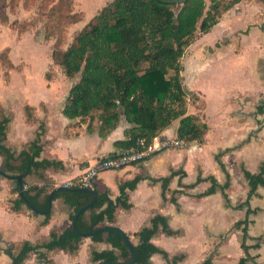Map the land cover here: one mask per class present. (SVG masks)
<instances>
[{
  "label": "crops",
  "instance_id": "1",
  "mask_svg": "<svg viewBox=\"0 0 264 264\" xmlns=\"http://www.w3.org/2000/svg\"><path fill=\"white\" fill-rule=\"evenodd\" d=\"M206 2L209 6L210 0ZM39 62L37 68L22 67L25 80L20 88L4 80L0 85V100L10 118L5 144L17 157L27 143L40 139L41 159L60 166L33 170L24 178L16 172L0 173V264H14L25 243L41 247L22 264H94L92 253L112 250L110 243L83 238L75 252L42 247L53 232L61 234L72 226L73 209L54 197L45 224L46 215L25 202L15 209L17 177H22L24 190H43L41 205L47 195L100 159L130 150L125 142L131 125L122 116L116 129L102 136L97 122L89 128V122L66 118L63 110L77 78H67L50 55ZM182 62L187 114L201 118L208 131L202 141L185 142L181 149L102 173L93 189L113 201L122 196L127 182L139 180L136 188L124 191L130 208L119 207L114 221L104 226L120 228L136 245L135 234L162 218L152 242L167 256L156 253L147 264H264V185L249 196L244 173L258 174L264 164V3L239 0L207 33H198ZM25 105L36 109L39 122H26ZM179 125L174 121L160 137L179 138ZM5 163L0 153V172ZM99 212L86 211L84 223Z\"/></svg>",
  "mask_w": 264,
  "mask_h": 264
},
{
  "label": "trees",
  "instance_id": "2",
  "mask_svg": "<svg viewBox=\"0 0 264 264\" xmlns=\"http://www.w3.org/2000/svg\"><path fill=\"white\" fill-rule=\"evenodd\" d=\"M238 1L210 0L208 6L206 0H111L74 33L69 44L64 45L67 29L84 19L82 13L74 11L73 0H58L49 11L52 19L45 39L55 41L53 63L62 69L67 78H77L70 89L64 116L70 120L89 122V128L97 122L102 136L116 129L124 116L131 125L125 142L131 149L139 138L153 141L176 120L180 121L179 139L185 142L202 141L208 125L201 118L187 114L189 93L183 83L182 59L198 33H207ZM17 32L18 37L23 34L20 29ZM4 60L13 68L5 53L0 55V65L5 66ZM23 111L27 123L40 121L34 107L25 105ZM9 122L0 100V153L6 157L5 169L0 172L2 175L16 172L24 178L33 170L60 166L57 161L41 159L43 144L40 139L27 143L16 157L5 144ZM16 162L18 164L15 165ZM244 173L250 182V196L258 185H264V164L258 174L247 170ZM138 181L127 182L122 188V196L116 201L111 200L107 193L96 191L98 200L91 209H100V212L93 215L88 224L84 223V214L81 215L78 229L86 233L104 227L107 221L113 222L119 207L130 208L125 188H136ZM228 187L229 182L224 189ZM213 192L214 188L210 190V193ZM42 193L38 186L24 190L26 199L45 211L49 195L40 205L38 198ZM55 198H63L73 209L71 221L82 207L94 199L90 194L69 191H60ZM22 204L24 200L19 196L14 208L19 210ZM49 219L50 214L46 215L44 224ZM159 222L164 223V220L156 218L151 227L135 234L139 240L134 245L138 251L136 264H147L156 253L167 256L152 242ZM91 239L110 243L113 247L112 250L93 252L94 264L130 260L131 252L119 233L98 234ZM82 240L83 237L69 226L61 234L53 232L50 241L42 247L75 252ZM40 247L25 243L21 253L14 257V264H22L29 253Z\"/></svg>",
  "mask_w": 264,
  "mask_h": 264
},
{
  "label": "rangeland",
  "instance_id": "3",
  "mask_svg": "<svg viewBox=\"0 0 264 264\" xmlns=\"http://www.w3.org/2000/svg\"><path fill=\"white\" fill-rule=\"evenodd\" d=\"M73 1L74 11L82 13L84 20L72 24L67 29L64 45L69 44L74 33L80 30L98 9L111 0ZM57 2L58 0H0V55L5 53L6 58L9 57L14 65L13 68L9 67L5 60L3 62L5 66L0 65V85L4 80L20 88L25 80V75L21 71L22 67L26 65L40 67L42 64L39 60L42 56L50 55V60L52 59L55 41L52 39L50 40L51 45H47L45 34L52 19L49 11ZM4 18H8V21H4ZM19 29L23 31V34L18 37L17 30ZM29 59L33 60V64L28 62ZM11 74L13 78H10Z\"/></svg>",
  "mask_w": 264,
  "mask_h": 264
},
{
  "label": "built area",
  "instance_id": "4",
  "mask_svg": "<svg viewBox=\"0 0 264 264\" xmlns=\"http://www.w3.org/2000/svg\"><path fill=\"white\" fill-rule=\"evenodd\" d=\"M185 141L169 137H156L149 142L146 138H139L136 146L120 154H112L100 159L95 165L87 168L80 176L63 183L66 188H94L96 179L104 172L122 170L126 167L143 162L155 154L170 149H181Z\"/></svg>",
  "mask_w": 264,
  "mask_h": 264
},
{
  "label": "water",
  "instance_id": "5",
  "mask_svg": "<svg viewBox=\"0 0 264 264\" xmlns=\"http://www.w3.org/2000/svg\"><path fill=\"white\" fill-rule=\"evenodd\" d=\"M165 1H172V2H184L185 0H165ZM264 3V0H261ZM18 180V188H19V194L20 196L23 198L24 202L26 203V205H28V207L33 210L35 213L38 214H42V215H47L50 213L51 209H52V204H53V200L55 195L60 192V191H69V192H79V193H86V194H90L94 197L93 201L90 202L89 204L85 205L84 207H82L74 216L73 221H72V227L75 230V232L83 237V238H91L94 235H98V234H104V233H109V232H116L119 233L122 238L124 239L126 245L128 246L130 252H131V258L128 261H120V262H99L97 264H136L137 258H138V251L136 249V247L134 246V244L130 241V239L128 238V236L126 235V233H124L120 228L115 227V226H104L100 229L97 230H93L90 232H81L78 229L77 223H78V219L80 218L81 215H83L86 211H88L89 209H91L97 202L98 200V193L95 191V189H90V188H66L63 186H59L58 188H56L50 195L48 198V207L47 210L43 211L40 210L39 208L35 207L33 204H31L25 197L24 194V184L22 181V177H17Z\"/></svg>",
  "mask_w": 264,
  "mask_h": 264
}]
</instances>
